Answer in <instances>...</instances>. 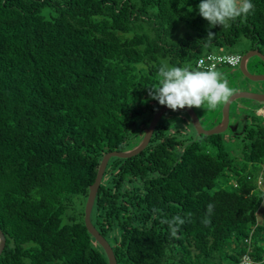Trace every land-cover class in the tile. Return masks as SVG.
<instances>
[{"label":"trees","instance_id":"16d2710c","mask_svg":"<svg viewBox=\"0 0 264 264\" xmlns=\"http://www.w3.org/2000/svg\"><path fill=\"white\" fill-rule=\"evenodd\" d=\"M251 2L207 42L200 0H0V264H109L85 223L104 156L142 144L164 107L148 96L160 66L203 70L209 54L244 57L231 51L244 42L264 53V0ZM163 116L97 191L91 221L117 264H264V121L236 134L239 165L220 133Z\"/></svg>","mask_w":264,"mask_h":264},{"label":"clouds","instance_id":"9594fccd","mask_svg":"<svg viewBox=\"0 0 264 264\" xmlns=\"http://www.w3.org/2000/svg\"><path fill=\"white\" fill-rule=\"evenodd\" d=\"M199 15L208 21L209 31L204 41L210 42L214 37L210 29L217 25L226 29L231 23L247 16L254 11L255 5L251 0H200ZM158 75L162 77L158 84L149 88L148 96L158 101L159 105L176 111L179 109L201 108L205 103L210 109H215L221 102H226L232 95V90L226 80H221V74L215 70H190L179 66L162 65ZM215 205H207V214L202 221L207 224ZM179 218H174L172 224H177ZM182 223V221H180ZM178 231L173 228V234Z\"/></svg>","mask_w":264,"mask_h":264},{"label":"rangeland","instance_id":"374dc122","mask_svg":"<svg viewBox=\"0 0 264 264\" xmlns=\"http://www.w3.org/2000/svg\"><path fill=\"white\" fill-rule=\"evenodd\" d=\"M250 49L251 48L247 44V42H244L242 46H238L236 48V50H231V51L234 53L237 52V53L242 54L245 52L249 53L251 51ZM214 53H220V52L215 51ZM248 62H250V66H249L250 70L248 69V65L246 64L247 71L254 74V72L256 71V69H254V67L257 63H260V59L256 56H253V57L249 58ZM216 71L221 74V80L222 81L226 80L228 82V86L232 90L231 96H233L234 94L239 93V92H252L255 94H263L264 93V81L251 82V81L247 80L243 76V74L240 70V66H238L236 68L225 66V67H222ZM260 71L262 72V74H264V64L261 65ZM244 84H245V86H244ZM242 88H245L247 90H243ZM231 96L228 98V100L231 98ZM154 101H155L154 103H157L156 100H154ZM227 101L221 102L220 104H218L216 106L215 109H210L206 103L204 105H202L201 108L193 107V109L196 111V113L198 114V116L201 120L203 128L206 131H212L216 128L215 126L219 123L218 118L220 117V115L222 116V120H223V118H224L223 111H224V107H225ZM241 101L243 102V104L240 105ZM249 106L251 107V109H254V110H252L250 112H245V108H247V107L249 108ZM258 108H264V103H258V102L253 101L252 99H249V98H238L231 105L230 128L228 130L220 133V136L223 140L222 142L226 146L227 150L232 152L234 154V156L238 157V164L239 165L242 163V159L239 158V156L241 155L240 149L243 147V145H245V143L247 141H245L243 139H236L235 136L237 133H240L241 131L244 130V128L242 126L244 125L245 122H249V120L251 119L250 118L251 115H252V117H259V118H261L262 121H264V117L258 115V110H259ZM243 116L246 117L247 121L245 119H242ZM166 119L172 120L173 122H176L177 125L179 126V129L182 131V133H184L186 135L188 134L191 136H193V135L196 136V130L194 128V125L192 123L190 115L185 108L179 109L176 111H173L171 109L168 110L163 116V120H166ZM240 121H242V122H240ZM236 124H241L240 129L239 128L235 129ZM249 125H251V122L249 123ZM146 132L144 134L143 141H144ZM210 151L214 152V149H212L210 147ZM262 175L264 177V172L262 173ZM233 182H234L233 179L232 180L230 179V181L221 182L220 185H218L215 189L212 190V193L220 190L221 188H225L229 191H232L234 189ZM261 187H262V189H264V179H263V184L261 185ZM258 221L260 224L264 225V204H263L260 212L258 213Z\"/></svg>","mask_w":264,"mask_h":264},{"label":"water","instance_id":"95a60500","mask_svg":"<svg viewBox=\"0 0 264 264\" xmlns=\"http://www.w3.org/2000/svg\"><path fill=\"white\" fill-rule=\"evenodd\" d=\"M253 56L258 57L260 60H262L264 62V53L261 52L260 50L256 49V50L250 51L249 53L244 55L243 60L240 64V70L242 71L244 77L251 82L264 81V74H252L246 70V66H245L246 62L249 60V58H251ZM244 97L253 99L259 103H264V94H255L252 92H239V93L234 94L227 101V103L224 107V111H223L224 126H223V128H215L212 131H206L203 128L202 123L200 121V118L193 108L185 107V109L187 110V112L190 115V118L192 120V123L194 125V128H195L197 134L198 135L211 136V135L222 133L228 129L229 122H230L231 105L238 98H244ZM168 110H169V108L164 106L155 114V116H154V118H153L147 132H146L144 141L142 142V144L138 148H136L133 151L125 152V153H122V152L107 153L101 162L97 179H96L95 183L90 187V194H89V197H88V200L86 203V208H85V223H86L88 231L96 238V240L100 243V245L106 251L108 258H109V264H117V260H116V256L114 254V251H113L111 245L109 244V242L100 234V232L96 229V227L93 225V223L91 221V215H92L93 206H94V203L96 200L97 191H98V189L102 183L106 168H107L108 163L111 160V158H113V157L130 158V157L136 156L137 154L144 151L147 148V146L149 145L160 119L162 118L164 113L167 112ZM5 247H6V237L3 233V231L0 229V256L2 255Z\"/></svg>","mask_w":264,"mask_h":264},{"label":"built area","instance_id":"2783aa9c","mask_svg":"<svg viewBox=\"0 0 264 264\" xmlns=\"http://www.w3.org/2000/svg\"><path fill=\"white\" fill-rule=\"evenodd\" d=\"M243 57L240 55H214L209 54L207 57L201 58L198 67L203 70H216L220 66L235 67L241 64ZM242 264H252L250 258L243 259Z\"/></svg>","mask_w":264,"mask_h":264},{"label":"crops","instance_id":"0c3cea01","mask_svg":"<svg viewBox=\"0 0 264 264\" xmlns=\"http://www.w3.org/2000/svg\"><path fill=\"white\" fill-rule=\"evenodd\" d=\"M246 64L248 65V69H249V66H250V62H246ZM246 66V65H245ZM258 66V67H257ZM220 68H222V67H220ZM220 68H218V69H220ZM232 68H236V67H232ZM217 69V70H218ZM254 69H256V71L254 72V74H262V72L260 71L261 70V65L259 64V63H257L256 65H255V67H254ZM246 70H247V66H246ZM250 70V69H249ZM242 72V71H241ZM253 74V73H252ZM244 86H245V84H244ZM243 90H247V89H245V88H242ZM240 90V89H239ZM238 90V91H239ZM264 94V93H263ZM245 98V97H244ZM250 99V98H249ZM253 100V99H252ZM236 101V100H235ZM234 101V102H235ZM253 101H255V100H253ZM233 102V103H234ZM255 102H257V101H255ZM259 103V102H258ZM241 104H243V102L241 101V103H240V105ZM239 105V106H240ZM252 110H254V109H251V107L249 106V108L247 107V108H245V112H250V111H252ZM252 113V112H251ZM198 115V114H197ZM258 115H260V116H263L264 117V108H261V109H259L258 110ZM245 116H243V118L242 119H245L246 120V117L244 118ZM219 119V125L217 124L215 127L216 128H223V126H224V118H223V120H222V116L220 115V117L218 118ZM201 121V120H200ZM243 121V120H242ZM242 121H240V122H242ZM247 121V120H246ZM250 122H245L244 123V125L242 126L244 129L248 126V124H249ZM214 127V128H215ZM240 127H241V124H236L235 125V129H240ZM228 128H230V122H229V126H228Z\"/></svg>","mask_w":264,"mask_h":264}]
</instances>
